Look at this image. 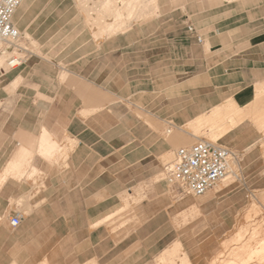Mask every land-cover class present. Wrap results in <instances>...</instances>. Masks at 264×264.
Segmentation results:
<instances>
[{"label":"crops","instance_id":"1","mask_svg":"<svg viewBox=\"0 0 264 264\" xmlns=\"http://www.w3.org/2000/svg\"><path fill=\"white\" fill-rule=\"evenodd\" d=\"M252 8L191 34L184 11L72 46L31 32L40 53L0 68V264L217 262L242 201L264 199V0ZM201 139L236 154L240 179L162 185L164 158Z\"/></svg>","mask_w":264,"mask_h":264},{"label":"rangeland","instance_id":"2","mask_svg":"<svg viewBox=\"0 0 264 264\" xmlns=\"http://www.w3.org/2000/svg\"><path fill=\"white\" fill-rule=\"evenodd\" d=\"M131 1L25 0L24 4L21 5L22 7L14 15L15 23L20 26V29L17 28L20 32L18 41L13 44L0 40V68L5 71L15 69L18 67V62H22L30 54L40 53L39 43L31 38L33 31L37 35L43 33V37L46 34H55L56 38L52 42H59V46L71 42L72 46L76 45L81 38L90 37L88 33L101 37L102 28L108 27L112 22L111 15L113 14H117L115 21L123 22L119 26L121 28L117 29L120 32L151 17L158 15L181 16V11H184L183 18L186 20L184 28L191 34L195 32H190L187 29L189 24L192 25L190 19L202 24L205 19L213 20L215 16L218 17L221 13L224 16L238 13L239 17H246L253 11L252 7L261 0H138L139 4L133 9V15L128 16L126 12ZM222 1L226 3L224 6L215 7L217 3ZM231 1L238 2L232 3ZM184 4L185 8H178V5ZM259 10L262 11L263 7L260 6ZM80 33L84 36L81 34L80 39L73 41V38ZM62 38L64 39L61 40ZM10 60H18V62L10 66ZM17 83L4 89L8 95L12 94L11 90ZM3 94L0 89V95ZM166 131L167 127L164 126V135ZM173 158L174 153H170L164 158L163 165L158 169L160 174L158 179L162 185L177 191L179 187L167 181ZM232 162L233 160L230 164ZM237 168L239 167L236 165L235 172L241 177ZM230 176L227 179L232 182L234 178ZM216 188H219V185L212 190H216ZM247 196V199L242 201L237 215L233 216L231 220L235 224L236 231L224 236L222 251L217 256V262L213 260L209 264H264V199H253L251 195ZM237 229H239L238 232Z\"/></svg>","mask_w":264,"mask_h":264},{"label":"built area","instance_id":"3","mask_svg":"<svg viewBox=\"0 0 264 264\" xmlns=\"http://www.w3.org/2000/svg\"><path fill=\"white\" fill-rule=\"evenodd\" d=\"M21 2L22 0H0V40L13 44L18 41L20 32L13 23V16ZM187 29L195 32L190 24ZM196 39L201 41V37L197 35ZM232 160L237 164L238 157L233 151L201 139L176 150L167 181L177 185L183 193L200 196L215 188L228 175L234 178L233 181L240 179L230 168ZM237 169L240 173L239 168ZM20 221L21 217L14 215L10 219V224L17 226Z\"/></svg>","mask_w":264,"mask_h":264},{"label":"bare ground","instance_id":"4","mask_svg":"<svg viewBox=\"0 0 264 264\" xmlns=\"http://www.w3.org/2000/svg\"><path fill=\"white\" fill-rule=\"evenodd\" d=\"M152 1H154V0H152ZM139 4V1L138 0H132L131 2H129V4H128V6H130L129 8H127V12H126V14L128 15V16H131V15H133V9H135V7L137 6ZM112 17H111V23L108 25V27H104V28H102V33L103 32H105V33H113V32H116L117 31V29H119V28H121V27H119L120 26V24H122L123 22L122 21H115L116 20V18L115 17H117V14H113V15H111ZM139 16V15H138ZM114 21V22H113ZM3 41V40H2ZM18 62V60H11L10 62H9V65L10 66H12V65H14L15 63H17ZM231 163V162H230ZM235 166V165H234ZM233 166V167H234ZM230 168H231V170H234L235 171V167L232 169V166H231V164H230ZM229 176V175H228ZM227 176V177H228ZM226 177V178H227ZM225 179V178H224ZM223 179V180H224ZM222 180V181H223ZM221 181V182H222ZM220 182V183H221ZM220 183H218L217 185H219Z\"/></svg>","mask_w":264,"mask_h":264}]
</instances>
